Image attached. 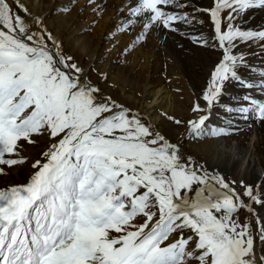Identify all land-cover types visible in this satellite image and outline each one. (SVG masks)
Listing matches in <instances>:
<instances>
[{
    "label": "snow or ice",
    "instance_id": "6c2138e0",
    "mask_svg": "<svg viewBox=\"0 0 264 264\" xmlns=\"http://www.w3.org/2000/svg\"><path fill=\"white\" fill-rule=\"evenodd\" d=\"M87 2L99 9L96 0ZM15 6L30 19L0 0V176L29 162L26 145L42 137L48 144L27 182L0 188V264H264V188L241 182L238 193L182 154L84 77L41 18L19 0ZM185 7L181 0H131L118 32L139 27L135 44L156 30L178 32L177 24L191 20L170 9ZM257 9L264 0H213L197 9L209 16L222 59L202 94L205 107L192 108L190 136L230 134L206 132L226 82L257 87L241 78L238 69L249 66L234 54L239 42L264 55V28L242 26ZM243 99L251 107L228 111L244 119L252 111L264 123V102ZM241 210L248 213L243 221Z\"/></svg>",
    "mask_w": 264,
    "mask_h": 264
},
{
    "label": "rangeland",
    "instance_id": "374dc122",
    "mask_svg": "<svg viewBox=\"0 0 264 264\" xmlns=\"http://www.w3.org/2000/svg\"><path fill=\"white\" fill-rule=\"evenodd\" d=\"M49 3L51 12L42 11L37 17L43 20L48 31L59 41L62 53L71 56L84 70V77L137 114L143 109L144 90H148L152 84L164 87L174 99L176 111L179 110L168 116L180 119L184 123L176 125L167 119L165 113L157 111V114L162 116L160 132L173 144H179L182 154L200 161L213 174H224L225 182L238 193H243L244 188L241 184L228 180L229 166L224 163L225 156L221 158V155H213L208 151L209 136L193 137L187 131V122L197 118V114L192 112L194 104L199 103L201 107H205L202 94L208 87L212 71L222 59V51L218 46H214V30L209 16L205 12L197 11L211 7L213 0H181L187 7L176 8V12L188 14L191 20L188 25L193 27L194 36L189 34L181 41L174 32L160 30L162 35L153 37L154 33L151 32L146 41L135 44V38L139 34L138 27L133 32L130 43L125 47H119L117 51L116 38L112 42L113 39L108 36L104 44L101 40L96 46L98 39L94 36L93 30L84 27L76 30L73 11L68 9L70 0H50ZM259 10L263 13V10ZM13 11L26 21L30 19L16 7ZM257 11L258 9L246 13V23L242 25L245 29L264 28V19ZM59 29L60 33L55 34ZM132 31L127 33L131 34ZM194 37L207 40V45L194 42ZM130 45H134L131 50ZM234 54H243L249 66L238 69L241 78L257 87L248 89L236 81L226 82L219 98L222 100L213 106L211 117L206 121V132L210 133L213 128L227 130L229 135L216 136L222 137L221 140L227 138L228 147L225 149H229L230 145L235 146L237 141L246 146L254 139L253 142H256L260 150L259 158L264 161V123L257 120L252 111L247 114V119L242 118L238 111H228L229 108L251 107L243 99L245 96L264 102V89L259 87L264 83V77L259 75L260 72H264V65L260 62L264 55L261 54L258 45L249 46L239 42ZM151 59H156L158 64L149 65ZM104 76L107 77L106 80ZM47 144V138L42 137L39 138L37 145H30L29 148L36 146V149L32 155H28V159L30 158L32 162L38 159L40 153L46 150ZM221 148L220 145L218 150ZM247 215L241 211L240 220L243 221Z\"/></svg>",
    "mask_w": 264,
    "mask_h": 264
},
{
    "label": "bare ground",
    "instance_id": "6f19581e",
    "mask_svg": "<svg viewBox=\"0 0 264 264\" xmlns=\"http://www.w3.org/2000/svg\"><path fill=\"white\" fill-rule=\"evenodd\" d=\"M49 2L50 0H19V3H22L29 10L31 17H37L42 11H50L49 8L51 3ZM130 2L131 0H96L99 9H94L93 6L88 4L87 0H70L68 9L73 11L74 20L76 22L74 26L77 27L76 30L80 27L93 30L94 36L98 39L96 46L101 40H103L102 42L104 44L108 36H111L110 38L113 39L112 42H114V38H116L117 48L115 51H117L119 47H125L130 43L133 32L138 28H134L131 34L127 32H118V25L123 21ZM8 3L12 5L13 9L16 7L15 0H8ZM121 9H123V11H121ZM170 10L176 12L177 9L173 8ZM258 11L262 19H264V10L263 13H261L259 9ZM181 24L182 23L177 24L179 31L174 33L182 41V39L186 38L189 34L193 35L192 33L195 31L192 26L188 24L183 26ZM60 30L61 29L56 31L55 34H59ZM153 33V37L158 34L162 35L160 30L153 31ZM260 59V62L264 65V59ZM149 63V65L158 64L156 59H151ZM120 89L123 90L124 88L120 87ZM102 92L105 94L103 90ZM143 94V109L140 111L139 115L142 119L146 122H150L160 131L159 128L162 124V116L157 114V111L167 115L174 114V112L179 111H176L175 101L164 87H158L156 84H152L148 90L145 89ZM208 136L210 141H207V146H209L208 151L210 154L221 155V158L225 156L224 163L227 167L229 166V168H227L229 169L228 180L235 182V184H241V182H243L244 185H251L253 187L260 186L264 188V161L262 158H259L260 150L256 146V142H253L254 139H251L250 143L246 146H242L241 142L237 141L235 146L230 145L229 149H225L228 147L227 138L221 140L222 137L216 138L211 135ZM220 145L222 148L218 150ZM29 146L30 145H26L22 153L27 158L28 155H32V152L36 149V146H31L30 148ZM28 161L29 162L23 166L7 170V175L0 176V188L27 182L33 171L30 167L32 160L29 158ZM220 176L223 178L225 177L224 174ZM245 202L247 201L245 200ZM241 211L244 214H248L243 210Z\"/></svg>",
    "mask_w": 264,
    "mask_h": 264
}]
</instances>
